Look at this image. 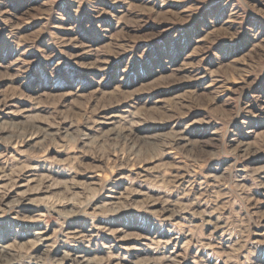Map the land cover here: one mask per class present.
I'll list each match as a JSON object with an SVG mask.
<instances>
[{"label": "rangeland", "instance_id": "rangeland-1", "mask_svg": "<svg viewBox=\"0 0 264 264\" xmlns=\"http://www.w3.org/2000/svg\"><path fill=\"white\" fill-rule=\"evenodd\" d=\"M2 253L264 264V0H0Z\"/></svg>", "mask_w": 264, "mask_h": 264}, {"label": "bare ground", "instance_id": "bare-ground-1", "mask_svg": "<svg viewBox=\"0 0 264 264\" xmlns=\"http://www.w3.org/2000/svg\"><path fill=\"white\" fill-rule=\"evenodd\" d=\"M12 257V255L9 253V254H7V253H2V254H0V261H4L5 262V264H8L9 262H8V259L9 258H11ZM76 262H78V264H89V263H87L85 260H82V261H76Z\"/></svg>", "mask_w": 264, "mask_h": 264}]
</instances>
